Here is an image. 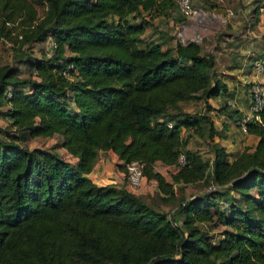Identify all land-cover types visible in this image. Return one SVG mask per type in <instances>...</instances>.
<instances>
[{
  "label": "trees",
  "instance_id": "obj_1",
  "mask_svg": "<svg viewBox=\"0 0 264 264\" xmlns=\"http://www.w3.org/2000/svg\"><path fill=\"white\" fill-rule=\"evenodd\" d=\"M261 1L251 0L243 26L256 22ZM173 7V0H0V38L21 46L50 33L54 43L29 76L0 65V106L19 139L58 134L75 157L0 133V264H264V105L259 120L245 124L254 146L228 161L205 113L207 99L225 90L213 54L196 41L162 48L142 37L146 14ZM191 101L202 108L181 107ZM189 130L210 159L186 146ZM98 151L114 153L123 173L125 163L140 161L163 201L186 184L202 181L205 189L179 200L175 220L128 191L124 177L94 183L87 173ZM179 154L185 162L169 179L155 170L156 162L176 165ZM209 222L222 226L215 241L200 226Z\"/></svg>",
  "mask_w": 264,
  "mask_h": 264
},
{
  "label": "crops",
  "instance_id": "obj_2",
  "mask_svg": "<svg viewBox=\"0 0 264 264\" xmlns=\"http://www.w3.org/2000/svg\"><path fill=\"white\" fill-rule=\"evenodd\" d=\"M191 2L200 8L201 13L197 16L200 18L185 17L174 7L169 13H148L145 17L150 24L145 27L142 37L157 42L162 48L173 47L176 41H196L200 44L201 53L213 54L216 75L223 81L225 90L207 99L210 109L205 110V113L214 126L213 139L224 146L227 159L231 161L245 147H253L257 139L253 134L241 132L235 120L238 115L248 110L250 81L253 79L264 81V73L256 68V63L264 60V0L261 1L257 20L252 26H243L251 0H191ZM203 19L208 20L209 24L199 26L198 31L202 34L200 35L196 25ZM98 152L102 154L104 151ZM106 153L115 165L120 163L114 153L110 151ZM202 157L209 159L212 157L207 147ZM109 164L103 168L105 173H108V169L109 175L112 173L115 178L110 183L121 184L123 170L113 166V162ZM157 164L158 162L154 165L155 170L167 178L163 171L157 169ZM162 165L161 169L172 171L170 166ZM96 168L94 163L87 176L94 183L103 185L105 183L99 182L98 177L94 175L98 172ZM152 191H156L155 181L145 179L137 194L146 195Z\"/></svg>",
  "mask_w": 264,
  "mask_h": 264
},
{
  "label": "rangeland",
  "instance_id": "obj_3",
  "mask_svg": "<svg viewBox=\"0 0 264 264\" xmlns=\"http://www.w3.org/2000/svg\"><path fill=\"white\" fill-rule=\"evenodd\" d=\"M42 10H43L42 7H38L39 14L42 13ZM203 24H209V21L208 20L205 21V19L200 20L196 25L197 32H199L198 31L199 26H202ZM10 30H11V34H13L18 30V28H14V24H11ZM199 34L202 35L200 32ZM202 46L205 48L204 45ZM53 48H54V43L50 37V33H48L47 36L42 41L27 42L21 46H18L17 44H13L7 38H0V65L1 64L9 65L12 73L17 76L20 77L29 76L28 73L31 69L30 64L39 58L49 56L53 52ZM17 56H21V57H17ZM63 103H64L63 105L69 108L67 101H64ZM180 104L184 110L189 112L198 111V109L202 107L201 102L191 101ZM187 132L190 136L186 146L189 149L198 152L200 155L202 154L204 155L206 151V144L204 140L198 135L194 134L191 130L183 131V134L186 135ZM0 133L4 136H7V138L9 139H13L21 146H26L28 148L43 147L68 162L73 163L75 161V158L72 157L69 153L67 154L65 150L62 149V147L59 145L61 138L58 134H53L48 137L37 136L34 138L19 139L21 133L19 131L14 130V128L10 125V120L8 118V113H7V107L4 105L0 106ZM98 153L95 161V165L97 166L96 170L98 172H95L94 175L98 177L96 178L97 180H99V182H104L105 184H109L115 178L113 177L112 173L111 175H109L108 169H107L108 173H105V169L103 168L104 165H107V163L109 164V162H113V166L118 168L119 166H117V164L115 165L114 161H111L109 155L106 152H102V154H98ZM160 166L163 167V165L158 162V164L156 165L157 169L163 171V173L167 176L168 179L169 171L166 168L161 169ZM101 169H103L102 173H101ZM146 184L147 183L145 182V185ZM205 186L206 185L202 181L186 184L179 189H175L174 198L169 199L167 201L161 200L160 197L157 195L156 191H152L151 194H146V195L143 194V196L145 197L146 203H148L151 207H153L158 211L165 212L171 217L173 216L174 219L176 220L177 203L179 202V200L182 198H188L190 196L199 194L200 192L204 191ZM200 226L206 229L207 232L211 235V240L215 241L218 237H220L219 233L222 229L221 225H217V224H213L212 222L211 223L209 222V223H202Z\"/></svg>",
  "mask_w": 264,
  "mask_h": 264
},
{
  "label": "built area",
  "instance_id": "obj_4",
  "mask_svg": "<svg viewBox=\"0 0 264 264\" xmlns=\"http://www.w3.org/2000/svg\"><path fill=\"white\" fill-rule=\"evenodd\" d=\"M176 9L185 17L194 18L199 16L201 10L198 6L194 5L191 0H173ZM256 68L264 73V60L258 61L256 63ZM63 74H66L64 72ZM264 81H260L257 79H253L249 83V104L247 112H243L242 114L237 116L236 124L239 130L243 133H246V123L254 120H259V111L261 110L262 106L264 105V89L263 83ZM7 95L9 93L7 92ZM167 125H170L168 122ZM185 158L183 154H179L176 165H168L169 168L173 172L177 166L184 164ZM125 165L124 171V186L128 191L133 193H137L138 189L144 183L145 178L142 172V163L138 160H131ZM208 189H213L214 185L210 184ZM222 207L227 205L226 202H221Z\"/></svg>",
  "mask_w": 264,
  "mask_h": 264
}]
</instances>
